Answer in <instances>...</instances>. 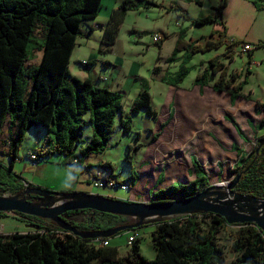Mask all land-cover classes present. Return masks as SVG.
<instances>
[{
	"label": "trees",
	"instance_id": "16d2710c",
	"mask_svg": "<svg viewBox=\"0 0 264 264\" xmlns=\"http://www.w3.org/2000/svg\"><path fill=\"white\" fill-rule=\"evenodd\" d=\"M101 1L0 0V136L6 120L9 127L16 130L9 153L11 162L7 168L0 164V190L16 194L23 188H34L12 170L20 140L29 128L44 130L41 148L35 153L36 161L49 156H63L68 159L67 166L76 168L82 159L106 150L116 120L123 134H127L131 131V115L142 112L146 118H156L147 91L137 95L130 113L124 115L119 93L95 87L91 80H80L70 74L69 59L76 40L82 34L81 26L96 19ZM194 2L200 5L198 1ZM151 4L145 0H123L111 12L108 23L100 29L103 50L111 49L127 12L137 10L140 5L146 8ZM224 4L225 0H221L213 9V16L190 18L179 14L178 17L186 18L192 26H202L221 17ZM38 26L42 33L34 36ZM33 38H42V41L34 45ZM185 38V30H180L171 56L166 60L170 64L180 60L178 71L173 77L168 78L166 73L161 77L162 82L174 87L188 75L189 68L185 64L195 54L226 45L223 34L203 45ZM162 42L156 46L160 48ZM244 44L231 41L225 46L223 57L231 62L235 48ZM34 49L41 51V58L39 64L32 67L30 61L34 59ZM179 54L182 55L179 57ZM83 65L88 66L87 63ZM158 73L159 68L155 67L153 74ZM216 75L218 77L212 85L215 91H225L231 99L243 97L244 80L238 82L240 75L228 73L218 57L207 62L196 75L195 82L203 84ZM255 111H264V104L257 102ZM227 120L239 133L234 119L229 117ZM261 125L264 126V120ZM86 126L90 127L91 134L85 137L83 131ZM140 147L142 145H137L136 149ZM237 156V163L229 171L233 175L231 183L239 177L232 191L264 199V135L256 139L250 153L237 151ZM192 166L195 173L193 181L156 191L154 201L186 199L207 188L209 178L202 166L195 159ZM97 167L112 172L108 164H98ZM135 179L136 174L132 172L126 181L117 183L127 185L129 190ZM109 180L112 179L105 182ZM86 214L94 215L95 219L85 224L71 221L74 216ZM19 216L25 218L34 230L0 235V264H224L225 252L219 246L218 235L229 225L221 217L209 213L167 218L152 224L153 260L141 255L139 237L130 244L125 256H119L115 247L96 246L93 240L79 239L62 231L53 222ZM62 218L83 232H102L131 224L124 222L126 218L90 210L67 212ZM230 226L238 228L231 244V250L236 253L232 264H264V233L250 224ZM101 240L108 241V238Z\"/></svg>",
	"mask_w": 264,
	"mask_h": 264
},
{
	"label": "rangeland",
	"instance_id": "374dc122",
	"mask_svg": "<svg viewBox=\"0 0 264 264\" xmlns=\"http://www.w3.org/2000/svg\"><path fill=\"white\" fill-rule=\"evenodd\" d=\"M211 1L204 0L203 6H199L190 0H152L150 1L152 4L147 5L146 8L140 5L137 10L129 11L126 14L113 47L108 51H97L99 36L97 24H105L109 11L116 8L118 4H115L114 0H102L101 9L94 22H91V25L95 28V34L89 41L81 38L76 40L77 45L74 47L69 59L68 67L70 74L74 77L82 78V76L88 73L91 80L94 81V72L103 78L116 81L120 87L114 90L121 91L122 113L129 114L133 99L138 92L143 87H146L147 84L151 86L152 80L156 79V76L153 74L155 67H161L163 70L167 68L168 78L173 77L172 75L178 71L180 60L171 64L166 62V60L171 56L178 32H180L178 26L183 22V19L178 17L179 14L183 10L192 18L205 16L209 11ZM41 30V27L38 26L34 36L41 34ZM186 31L188 35L185 40L190 41L193 34L188 30ZM156 33H162L166 36V39L163 38L160 48L152 41V36ZM34 38V45L42 41V38L38 40H34ZM92 48L96 50L97 61L95 65H90L88 68L82 62L83 60L88 61L91 59L93 54ZM33 53L34 59L30 61L32 67L37 66L41 58V51H38V49H34ZM221 53L218 49H212L204 53L195 54L185 64L189 68V73L185 77L184 83L188 84L194 80L196 75L203 70L202 61L207 62L215 57L221 60ZM181 55L179 54L178 56L180 57ZM234 67H240L239 58L235 60ZM104 84L101 83V86H105ZM155 103L159 106L158 110H160L161 100L155 99ZM131 121V131L123 134L116 120L106 150L101 154L82 159L76 168L67 166L68 159H65L63 156L44 157L33 166L29 161L28 155L35 154L41 148L44 130L41 128H29L20 140L17 159L13 163L12 170L25 182L48 191L67 193L85 192L117 200H126L130 196L128 190L112 188L109 185L95 188L93 182L97 178L102 181L108 179L125 181L130 177L132 172H137L142 157L143 146L136 149L139 143V140L136 139V132H140L145 138L147 128L150 125L154 126V124H150L154 122L147 119L142 112L131 115ZM15 132L16 130L10 128L9 121L6 120L0 136V164L6 168L11 162L9 153L12 148V140L15 138ZM90 134L91 129L89 126H86L83 135L86 137L90 136ZM141 142L144 143L145 139L141 140ZM98 164L110 165L112 172L110 173L105 168V170L98 168ZM227 172L220 175L219 179L215 180L218 182L214 184L231 181L233 175ZM165 176L164 172V178ZM208 178L213 181L214 175L211 176L209 174ZM161 180L162 178H160L159 182ZM179 183L175 181L174 184ZM65 185H69L70 187L66 190ZM0 192L6 191L0 190ZM6 194L12 195L13 193L6 192ZM71 219L76 224H85L89 220L95 219V216L91 214L77 215ZM118 222L116 221L115 223ZM237 229V227L229 225L218 235L219 246L225 252L224 264H232L236 257V253L231 250V244L233 234ZM33 230L34 228L25 218L13 214L0 215V235L2 236H10L14 233H25ZM153 230L154 227L152 225H145L136 230L139 237V250L141 255L147 260L155 258L150 237ZM129 234L130 232L123 231L108 238L109 246L115 247L119 256H123L129 250L130 244L127 242Z\"/></svg>",
	"mask_w": 264,
	"mask_h": 264
},
{
	"label": "crops",
	"instance_id": "0c3cea01",
	"mask_svg": "<svg viewBox=\"0 0 264 264\" xmlns=\"http://www.w3.org/2000/svg\"><path fill=\"white\" fill-rule=\"evenodd\" d=\"M114 1L119 6L123 0ZM190 1H198L199 6L204 4V0ZM220 2L221 0H212L205 16H213V9L218 7ZM113 10L109 11L105 24H97L99 34L97 51L103 50L100 29L108 23ZM181 14L187 15L183 10ZM182 19L183 22L178 27L180 30H185L186 36L188 35L186 30L193 34L190 41L203 45L206 41L216 40L218 34H223L226 45L231 41L250 45L251 50L248 52L242 51L244 45L235 48L231 62L223 57L226 45L218 48L222 52L219 63L227 67L228 73L237 72L240 75L238 82L244 80L241 90L243 97L231 99L227 92L215 91L212 85L218 75L203 84H197L195 79L188 84L183 80L174 87L161 81L165 73L168 75V70L158 67L159 73L154 74L156 79L152 80V85L147 84L138 92V94L141 91L149 93L156 118H147L154 122L150 123L154 126L150 125L147 128L145 138L140 132H136L138 133L136 139L139 140L137 145L143 146L142 157L135 172V183L128 190L130 196L124 201L151 202L154 201L153 194L156 191L166 189L175 181L180 182L179 184L193 181L195 179L193 159L202 166L207 176L214 175L213 181L209 179L210 185H213L218 182L215 180H218L220 175L227 171L229 173L237 163V151L243 154L250 153L256 139L264 135V126L261 125L264 111L259 113L255 111L257 102L264 104V0H225L221 17L202 26H192L189 20L184 17ZM91 22L81 26L82 34L79 38L89 41L95 34ZM162 35L166 39L165 34ZM259 43L261 46H258ZM91 50L93 53L91 59L83 60L88 64V68L97 61L95 48ZM237 58L240 59L239 68L234 67ZM207 62L202 61L203 69ZM93 76L94 81L88 73L78 79H89L95 87L107 88L121 95V91L114 90L120 87L116 81L103 78L94 72ZM101 83H105V86H101ZM155 99L161 100L160 110ZM229 117L234 119L239 133L227 120ZM144 139L145 142L142 143L141 140ZM160 177H162L161 182L158 180ZM124 222L128 223L131 220L125 219ZM129 236L138 237L136 231L130 232ZM126 254L127 251L123 256Z\"/></svg>",
	"mask_w": 264,
	"mask_h": 264
},
{
	"label": "water",
	"instance_id": "95a60500",
	"mask_svg": "<svg viewBox=\"0 0 264 264\" xmlns=\"http://www.w3.org/2000/svg\"><path fill=\"white\" fill-rule=\"evenodd\" d=\"M238 178L233 183L229 181L209 185L189 198L166 202H129L91 193L52 192L40 187L23 188L19 193L12 195L0 192V213L47 220L55 223L62 231L82 240L110 238L123 231L155 224L162 219L198 213L217 215L224 219L227 225H254L264 233V199L233 192ZM230 199L261 202L263 208L261 213L255 214L250 209L232 205ZM84 210L130 219L131 224L102 232H83L62 218L67 212Z\"/></svg>",
	"mask_w": 264,
	"mask_h": 264
},
{
	"label": "built area",
	"instance_id": "2783aa9c",
	"mask_svg": "<svg viewBox=\"0 0 264 264\" xmlns=\"http://www.w3.org/2000/svg\"><path fill=\"white\" fill-rule=\"evenodd\" d=\"M163 35L162 34H154L153 36H152V41H153V43L156 45V44H158V43H160V42H162L163 41ZM251 50V47H250V45H244L243 47H242V51L243 52H248V51H250ZM83 64H85V62H83ZM28 158H29V161H30V163L33 165V166H35L36 164H37V162L38 161H36L37 160V155L36 154H29L28 155ZM118 181H116V180H114V179H112V180H109L108 182H105V181H102L101 179H95V181L93 182V186L95 187V188H102V187H104V186H107V185H109L110 187H112V188H120V189H122V190H127L128 189V186L127 185H123V184H118L117 183ZM136 239V236H129L128 237V244H131L134 240ZM93 243L96 245V246H103V247H106V246H108V241H106V240H101V239H95V240H93Z\"/></svg>",
	"mask_w": 264,
	"mask_h": 264
},
{
	"label": "bare ground",
	"instance_id": "6f19581e",
	"mask_svg": "<svg viewBox=\"0 0 264 264\" xmlns=\"http://www.w3.org/2000/svg\"><path fill=\"white\" fill-rule=\"evenodd\" d=\"M232 205H236L239 208L242 209H250L252 213L259 214L261 213L263 203L261 202H253L248 199H230Z\"/></svg>",
	"mask_w": 264,
	"mask_h": 264
},
{
	"label": "clouds",
	"instance_id": "9594fccd",
	"mask_svg": "<svg viewBox=\"0 0 264 264\" xmlns=\"http://www.w3.org/2000/svg\"><path fill=\"white\" fill-rule=\"evenodd\" d=\"M70 186L69 185H65V189L67 190Z\"/></svg>",
	"mask_w": 264,
	"mask_h": 264
}]
</instances>
